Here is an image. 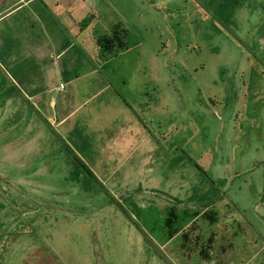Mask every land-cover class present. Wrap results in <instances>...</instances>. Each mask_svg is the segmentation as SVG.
Listing matches in <instances>:
<instances>
[{"label": "rangeland", "instance_id": "1", "mask_svg": "<svg viewBox=\"0 0 264 264\" xmlns=\"http://www.w3.org/2000/svg\"><path fill=\"white\" fill-rule=\"evenodd\" d=\"M100 4L133 114L56 68L0 99V264H264V0Z\"/></svg>", "mask_w": 264, "mask_h": 264}, {"label": "crops", "instance_id": "2", "mask_svg": "<svg viewBox=\"0 0 264 264\" xmlns=\"http://www.w3.org/2000/svg\"><path fill=\"white\" fill-rule=\"evenodd\" d=\"M101 19L100 0H0V99H10L17 93L22 98L21 85L46 83L51 69L56 68L61 84L64 82V88L59 86L64 97H71L73 84L79 81L82 86L94 88L93 97L99 105H115L122 113L129 110L133 114L132 107L116 90L109 93L103 69L113 67L128 50L113 53L100 46V39L112 36V31L108 33L111 28L97 32ZM7 84L16 91H4ZM64 108L63 113L68 115L71 102ZM68 121L64 131H83ZM108 129L103 126V131ZM113 130H119V126Z\"/></svg>", "mask_w": 264, "mask_h": 264}, {"label": "trees", "instance_id": "3", "mask_svg": "<svg viewBox=\"0 0 264 264\" xmlns=\"http://www.w3.org/2000/svg\"><path fill=\"white\" fill-rule=\"evenodd\" d=\"M127 35V30L116 26L112 30V36L100 39L98 43L105 51H121L127 48Z\"/></svg>", "mask_w": 264, "mask_h": 264}, {"label": "built area", "instance_id": "4", "mask_svg": "<svg viewBox=\"0 0 264 264\" xmlns=\"http://www.w3.org/2000/svg\"><path fill=\"white\" fill-rule=\"evenodd\" d=\"M60 88H64V85L62 84V85L60 86Z\"/></svg>", "mask_w": 264, "mask_h": 264}]
</instances>
